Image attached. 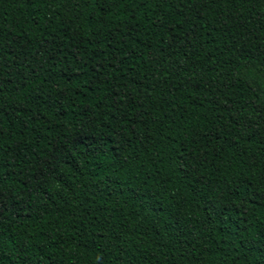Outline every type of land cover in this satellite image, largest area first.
<instances>
[{"label": "trees", "instance_id": "obj_1", "mask_svg": "<svg viewBox=\"0 0 264 264\" xmlns=\"http://www.w3.org/2000/svg\"><path fill=\"white\" fill-rule=\"evenodd\" d=\"M0 264H264V0H0Z\"/></svg>", "mask_w": 264, "mask_h": 264}]
</instances>
